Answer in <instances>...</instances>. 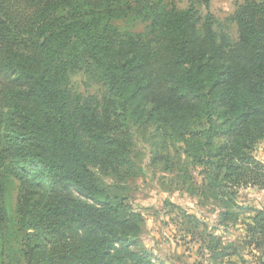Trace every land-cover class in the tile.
<instances>
[{"label": "trees", "instance_id": "16d2710c", "mask_svg": "<svg viewBox=\"0 0 264 264\" xmlns=\"http://www.w3.org/2000/svg\"><path fill=\"white\" fill-rule=\"evenodd\" d=\"M178 1L0 0V230L13 211L25 264H165L139 239L141 215L91 171L129 166L131 138L118 135L129 124L167 130L216 199L264 187L252 155L264 141V0L237 5L233 43L214 31L211 0ZM79 72L100 97L71 88ZM253 213L240 243L205 234L212 264H264V211Z\"/></svg>", "mask_w": 264, "mask_h": 264}, {"label": "rangeland", "instance_id": "374dc122", "mask_svg": "<svg viewBox=\"0 0 264 264\" xmlns=\"http://www.w3.org/2000/svg\"><path fill=\"white\" fill-rule=\"evenodd\" d=\"M242 0H211L208 12L213 17V29L224 35L229 43L237 39V26L230 20ZM187 0H179L177 7L185 9ZM202 11V16L205 15ZM120 30L141 33L144 25L116 22ZM71 88L83 96L102 94L101 87L87 73L79 72L70 78ZM119 136L131 138L129 166L119 176L92 166L95 179L110 195L122 197L132 210L143 219L139 239L147 251L165 264H212L203 247L205 234L218 236L223 242L240 243L245 224H249L254 211H264V187H245L235 196L216 199L202 189L206 174L196 167L184 153V145L175 142L165 129L152 125H131L120 128ZM252 155L264 164V141L253 149ZM9 203L13 207L16 192L11 189ZM224 212L236 216L222 222ZM183 214L195 217L200 225L194 229L184 222ZM192 229V232L189 231ZM15 232V218L0 230V264H25ZM243 251L246 260L250 255Z\"/></svg>", "mask_w": 264, "mask_h": 264}]
</instances>
